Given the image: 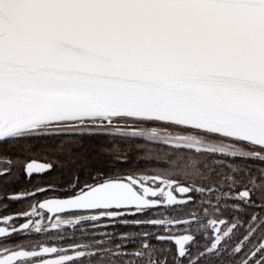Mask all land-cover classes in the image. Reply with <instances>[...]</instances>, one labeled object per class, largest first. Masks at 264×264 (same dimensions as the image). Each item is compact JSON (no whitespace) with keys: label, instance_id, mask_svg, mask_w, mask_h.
Masks as SVG:
<instances>
[{"label":"snow or ice","instance_id":"1","mask_svg":"<svg viewBox=\"0 0 264 264\" xmlns=\"http://www.w3.org/2000/svg\"><path fill=\"white\" fill-rule=\"evenodd\" d=\"M0 264H264V0H0Z\"/></svg>","mask_w":264,"mask_h":264},{"label":"flooded vegetation","instance_id":"2","mask_svg":"<svg viewBox=\"0 0 264 264\" xmlns=\"http://www.w3.org/2000/svg\"><path fill=\"white\" fill-rule=\"evenodd\" d=\"M19 207H20L19 204H13V205H12V209H18Z\"/></svg>","mask_w":264,"mask_h":264}]
</instances>
